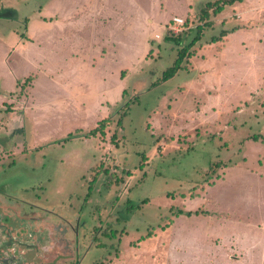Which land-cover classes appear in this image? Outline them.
I'll return each instance as SVG.
<instances>
[{"label":"rangeland","instance_id":"rangeland-1","mask_svg":"<svg viewBox=\"0 0 264 264\" xmlns=\"http://www.w3.org/2000/svg\"><path fill=\"white\" fill-rule=\"evenodd\" d=\"M207 1L0 0V204L65 229L77 264H264V0L199 20ZM208 236L218 259L182 246Z\"/></svg>","mask_w":264,"mask_h":264},{"label":"flooded vegetation","instance_id":"flooded-vegetation-1","mask_svg":"<svg viewBox=\"0 0 264 264\" xmlns=\"http://www.w3.org/2000/svg\"><path fill=\"white\" fill-rule=\"evenodd\" d=\"M0 211H4L0 221V234L5 238L0 241V264H58L61 258L71 261L68 264L79 263L80 257L76 253L74 239L72 244L69 243L70 239L66 240L65 229L44 216L24 218L21 215L15 216V213L12 215L7 205L0 204ZM12 220H16V224L6 223ZM31 225H35V234L42 230L39 236H34L29 242L25 237L31 236L28 231ZM70 247L71 252H66ZM27 252H32L33 255L27 258L24 256Z\"/></svg>","mask_w":264,"mask_h":264},{"label":"trees","instance_id":"trees-1","mask_svg":"<svg viewBox=\"0 0 264 264\" xmlns=\"http://www.w3.org/2000/svg\"><path fill=\"white\" fill-rule=\"evenodd\" d=\"M236 1H241V0H208L198 11V15H199V20H203L205 18H208L210 16V14H216L218 13L223 6L225 5H231L233 3H235ZM207 23V21H206ZM201 31V28L200 26L198 25L197 28H196V33L194 35V37L191 39V41L189 42L188 45L192 44L199 36V33ZM183 32V31H182ZM224 31L222 30L220 32V36L217 37V38H212L213 40H217L218 38L221 37V35H224ZM169 35V34H168ZM171 35L169 36H166V37H170ZM170 38H176L178 39V36L177 37H170ZM188 54V49L186 47H181L178 51H177V55H176V58L175 60L173 61L172 65L169 66L168 68H166L163 73H162V76L160 78H158L155 82L153 83H156V82H159V81H164L165 79L171 77L172 75H174L176 73V71L182 66L181 65V62L183 60V58ZM123 93H124V90H123ZM124 116V113H121L120 114V117L119 119L117 120V123L118 124H121V120H122V117ZM108 118H103L102 120H100V124L98 126H96L95 128L93 129H90L86 135H90V134H95L97 130H102V127H103V123L107 120ZM250 138L254 139V140H257V139H261L264 141V136L260 135V134H253ZM101 171L100 168L98 169V172ZM96 175V174H95ZM112 175L110 174V177ZM89 194V193H88ZM178 212L181 214L183 213L181 210H178ZM192 213H195L197 214L198 213V210H195L194 212L192 211H187L185 212L186 215H191Z\"/></svg>","mask_w":264,"mask_h":264},{"label":"crops","instance_id":"crops-1","mask_svg":"<svg viewBox=\"0 0 264 264\" xmlns=\"http://www.w3.org/2000/svg\"><path fill=\"white\" fill-rule=\"evenodd\" d=\"M101 2V1H100ZM83 6H80V8H86V6H85V4H82ZM100 7H96V16L98 17V16H102V14H103V12L105 13V9H106V6H107V3H104V2H101V4L99 5ZM87 11V10H86ZM86 13V15H88V13L87 12H85ZM173 15H179V14H172L171 15V17L173 16ZM76 16L77 15H75L74 14V18H76ZM179 16H181V15H179ZM96 17V18H97ZM76 20H78L77 18H76ZM86 21H87V23H85L86 25H88L87 26V28L88 29H90L91 30V28L93 27V24H94V28H95V24H96V22L98 21V20H93L94 21V23H93V21H92V19L91 18H88V20H87V18H86ZM93 23V24H92ZM93 28V29H94ZM155 35H159V34H155ZM222 38H224L225 36H221ZM159 38V37H158ZM224 46V43H221L220 45H218L217 47H216V49L217 50H220L222 47ZM6 64H8V61H6ZM19 86V85H18ZM122 94H123V92H122ZM103 119V118H102ZM190 211V210H189ZM198 213H199V211H198ZM198 213H197V215H198ZM181 215V214H180ZM182 215H183V213H182ZM196 215V216H197ZM191 216V215H190ZM206 217H209V216H207L206 215ZM218 217V216H217ZM215 220H217L216 218H214ZM209 222V221H208ZM218 222V221H217ZM205 223V222H204ZM204 223H203V225H204ZM207 223V222H206ZM205 223V224H206ZM221 225L220 226H224L225 224H224V222L222 223V221L220 220V222H219ZM212 224H213V222H212ZM212 224H208V225H212ZM203 228H205V226H203V227H197V228H187V229H184V228H182V229H184V230H186V231H188L189 232V234H191L192 232H194V234H196V232L198 233V234H200L199 232H200V229L201 230H204ZM208 228V227H207ZM249 229V228H248ZM249 232L250 233V231L249 230H244V232ZM232 233H234V232H231L230 233V236H231V234ZM218 237V236H217ZM200 238V237H199ZM198 237L197 238H195V237H193V238H191V237H187V239L186 240H184L185 239V237H183V243H182V246L184 245V247L183 248H186V249H188V246H191L190 244H189V242H193V240L195 239L196 240V242L195 243H198V244H201V243H203V244H205V246L207 245H209V250L210 251H208L207 250V253H209V255H211V256H213L214 257V260L215 259H218V255L216 256V254L218 253L217 252V250L221 247V245L220 244H215V243H213V242H211L210 240H209V236L208 237H205L204 239H199ZM222 238H224V237H222ZM230 238L231 237H228V241L230 240ZM204 240V241H203ZM224 240L225 241H227L226 240V238H224ZM184 241H186L185 243H184ZM199 247H200V245H199ZM212 260V259H211ZM210 264H211V262H210Z\"/></svg>","mask_w":264,"mask_h":264},{"label":"built area","instance_id":"built-area-1","mask_svg":"<svg viewBox=\"0 0 264 264\" xmlns=\"http://www.w3.org/2000/svg\"><path fill=\"white\" fill-rule=\"evenodd\" d=\"M186 26V20L184 17L179 15H173L170 18L169 24L167 26L168 33L171 36H178L183 30H185ZM156 38L159 37V35H155Z\"/></svg>","mask_w":264,"mask_h":264}]
</instances>
